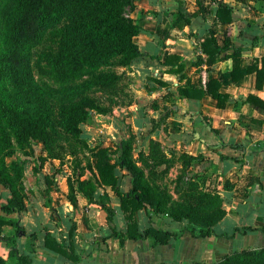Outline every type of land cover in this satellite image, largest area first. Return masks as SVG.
Here are the masks:
<instances>
[{
	"label": "crops",
	"instance_id": "0c3cea01",
	"mask_svg": "<svg viewBox=\"0 0 264 264\" xmlns=\"http://www.w3.org/2000/svg\"><path fill=\"white\" fill-rule=\"evenodd\" d=\"M180 1L132 0V7L126 8L140 28L133 36L140 54L125 69L132 100L113 108L108 117L96 116L99 123H82L81 128L86 129L82 137L95 146L110 145L132 134L133 157L139 151L147 153L150 138L156 140L166 157H174L164 176L171 182L166 186L171 198H176L177 154L200 155V160L188 164V173L201 178L203 190L224 199L223 216L211 226L210 234L195 236L187 230L179 232L186 225L184 220L141 207L134 211L139 229L152 225L175 231L177 236L163 244L149 236L120 240L109 235L106 212L98 204L112 208L111 225L122 231L125 222L112 189L94 182L95 202L90 203L74 183L46 185L43 174L51 178L50 168L57 160L47 157L35 172H41V179L22 193L24 208L12 214L20 228L15 234L17 251L29 256L30 264H187L214 261L241 247L264 245V71L257 85L254 71L264 55V5L261 0H224L232 6L233 19L219 22L210 0L208 14L203 16L195 0L186 8ZM178 11L189 21L178 24ZM208 28L219 35L217 42L229 38L230 48L225 52L238 47L242 74L237 80L229 74L230 57L204 62L199 41ZM246 66L255 67L247 71ZM209 78L217 79L219 91L228 94L219 105L208 94L196 98L179 90L203 89ZM247 95L260 104L244 102ZM88 162L79 175L94 181L97 170L91 155ZM115 171L119 189L128 190L130 175L118 166ZM244 227L252 229L241 230ZM5 228L11 230L8 225ZM57 243L66 254L54 250ZM1 244L6 258L7 249Z\"/></svg>",
	"mask_w": 264,
	"mask_h": 264
},
{
	"label": "trees",
	"instance_id": "16d2710c",
	"mask_svg": "<svg viewBox=\"0 0 264 264\" xmlns=\"http://www.w3.org/2000/svg\"><path fill=\"white\" fill-rule=\"evenodd\" d=\"M215 4L213 15L219 22H230L233 19L232 6L224 0H210ZM196 4H201L196 0ZM264 5V0H261ZM4 17L8 24L6 35L7 50L0 52V78H8L21 92L18 100L12 103L11 118L15 122V133L18 139H41L47 145V127L50 122V111L42 101L37 86L32 81L27 57V47L39 40L42 34L55 28V53L48 57L49 64L56 77L64 80L79 74L84 68H99L102 66L123 67L120 71L107 70L96 73L95 80L82 82L83 86L95 85L101 88H111L110 93L117 99L108 97V106L128 105L132 94L127 87V80L122 85L117 84L121 77L127 79L125 69L140 54L133 36L140 30L139 26L128 15L125 8L132 7V0H5L3 3ZM191 15H195L192 12ZM188 22L181 12L176 13V20ZM219 35L208 28L199 46L204 53L206 64L218 59L230 57V77L233 81L241 76L238 65L239 49L232 47L230 51L229 38L223 37L217 42ZM224 51L223 53H221ZM261 65L255 68V85L263 76L264 55L261 56ZM255 66H246L250 71ZM180 92L186 96L200 97L208 94L219 105L228 98V94L219 91V81L209 78L205 87H181ZM254 100L255 102H253ZM244 102L260 104L250 95ZM59 122L62 128L73 136L83 139L81 125L91 111L111 112L110 107H104L96 97L82 93L77 98H71L59 105ZM134 138L132 134L112 141L110 145L96 144L91 149L93 165L97 170L94 181L90 177L76 175L69 182L84 194L88 202L93 203L95 183L108 185L119 198V209L122 213L125 228L116 230L111 225L112 208L104 203H98L106 212V221L110 225L109 235L123 240L124 238L152 237L156 243H166L175 238L177 233L168 229L147 225L137 227L134 211L144 207L152 212L167 214L173 220H184L186 225L181 227L195 236H204L211 233V226L224 214L222 197L210 190L201 188V178L195 173H188V164L200 160V155H190L185 152L177 154L180 168L174 179L173 188L176 198H171L166 185L160 186L155 178L162 177L166 169L173 163L174 157H166L160 149L159 143L150 138L147 153L138 152L137 157L132 155ZM54 155H39L40 169L44 160ZM139 161V164L136 162ZM161 165V167H159ZM118 166L130 175V188L122 191L118 187V175L115 167ZM80 174V173H79ZM183 175L187 179L182 183ZM159 177V178H160ZM51 178L43 174L46 185ZM2 199V200H1ZM97 202V201H96ZM24 208L22 193L9 188V193L0 190V242L7 249V257L13 259V264H30L29 256L20 254L15 244V234L20 229L12 217L14 212ZM11 227L6 230L5 226ZM73 227V224L70 226ZM70 228V230H71ZM264 230V227H262ZM244 229H252L244 227ZM54 250L66 254L60 244L53 245ZM72 259L77 257L72 255ZM0 264H7V259L0 255ZM171 264V263H158ZM187 264H264V245L258 247H241L223 254L219 259L205 262L193 261Z\"/></svg>",
	"mask_w": 264,
	"mask_h": 264
},
{
	"label": "rangeland",
	"instance_id": "374dc122",
	"mask_svg": "<svg viewBox=\"0 0 264 264\" xmlns=\"http://www.w3.org/2000/svg\"><path fill=\"white\" fill-rule=\"evenodd\" d=\"M0 0V52L7 50L5 41L8 24L4 17L3 3ZM192 0H182L181 5L188 6ZM196 1V0H195ZM201 6L195 3L197 11H204L207 15L209 11V0H197ZM209 2V3H207ZM126 9V8H125ZM127 11V9H126ZM184 14V13H182ZM184 18V16H183ZM241 20V19H240ZM182 23V21L178 22ZM55 28L46 30L39 40L27 47L29 68L32 81L37 86L42 101L50 111L51 124L47 127V145L41 139L22 140L18 139L15 133V122L10 117L12 103L17 101L21 104L19 96L21 92L14 86L8 78H0V190L9 193V188L17 192L27 193L30 183L38 182L41 179V172L36 174V167L39 165V155H54L57 158L51 165V183H69L76 175H79L83 168L88 165V156L94 146L88 145L83 139L66 132L59 122V105L67 102L71 98L85 93L96 97L104 106L110 107L108 97L119 100L110 93L111 88H101L95 85L83 86L84 80L93 81L94 75L100 71L114 70L120 71L115 66H102L99 68H84L79 74L60 80L53 72L48 57L55 51ZM128 78L121 77L117 84L122 85ZM116 106H111L112 110ZM110 114V111H109ZM108 112L91 111L83 121H91L92 124L99 123L95 117H108ZM84 127L81 129V136L84 134ZM47 160V158L45 159ZM166 174V173H165ZM162 175L155 178L157 185L170 184V179ZM38 175V176H37ZM160 177V178H159ZM55 178V179H54ZM187 179L186 175L180 183ZM43 181V178H42ZM2 200V199H1ZM8 230L9 228H5ZM2 244L0 242V255L3 256ZM7 264H13V259L7 257Z\"/></svg>",
	"mask_w": 264,
	"mask_h": 264
}]
</instances>
